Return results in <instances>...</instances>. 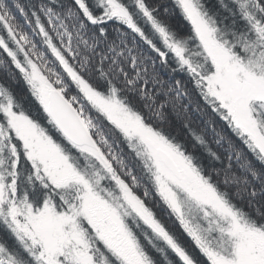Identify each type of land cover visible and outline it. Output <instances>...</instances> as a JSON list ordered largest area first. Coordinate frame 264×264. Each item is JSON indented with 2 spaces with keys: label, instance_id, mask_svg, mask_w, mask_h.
<instances>
[{
  "label": "snow or ice",
  "instance_id": "snow-or-ice-1",
  "mask_svg": "<svg viewBox=\"0 0 264 264\" xmlns=\"http://www.w3.org/2000/svg\"><path fill=\"white\" fill-rule=\"evenodd\" d=\"M0 264H264V0H0Z\"/></svg>",
  "mask_w": 264,
  "mask_h": 264
},
{
  "label": "trees",
  "instance_id": "trees-1",
  "mask_svg": "<svg viewBox=\"0 0 264 264\" xmlns=\"http://www.w3.org/2000/svg\"><path fill=\"white\" fill-rule=\"evenodd\" d=\"M178 227V226H177Z\"/></svg>",
  "mask_w": 264,
  "mask_h": 264
}]
</instances>
